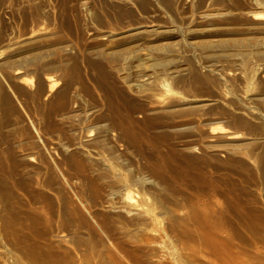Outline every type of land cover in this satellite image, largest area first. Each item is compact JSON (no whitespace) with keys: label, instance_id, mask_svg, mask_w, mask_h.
Here are the masks:
<instances>
[{"label":"rangeland","instance_id":"374dc122","mask_svg":"<svg viewBox=\"0 0 264 264\" xmlns=\"http://www.w3.org/2000/svg\"><path fill=\"white\" fill-rule=\"evenodd\" d=\"M252 7L264 13V0H0V264H217L207 249L221 234L264 264V55L253 42L264 46L253 33L264 21ZM147 22L165 27L111 39L105 57L91 48L103 31ZM205 34L254 38L209 58ZM35 45L51 50L20 55ZM136 51L180 52L177 75L157 76L169 98L197 103L155 111L128 84L135 66L127 79L113 68ZM244 56L249 67L234 62ZM214 126L239 137L223 142Z\"/></svg>","mask_w":264,"mask_h":264},{"label":"bare ground","instance_id":"6f19581e","mask_svg":"<svg viewBox=\"0 0 264 264\" xmlns=\"http://www.w3.org/2000/svg\"><path fill=\"white\" fill-rule=\"evenodd\" d=\"M121 1H124V0H121ZM215 12H217V11L215 10ZM215 12H213L212 10L202 12L200 15L201 22L199 25H201L203 27L211 26L213 23V17L215 15H217V13H215ZM225 13H226V11L224 12V14ZM245 13H247V15L250 16L249 18H251L252 20H254L256 22L257 21H262V22L264 21V13L261 10H259L258 8H255V7L249 8L247 10V12H245ZM256 25H259L260 27L257 26L258 29L255 28L257 30L253 29L255 31L253 33H263L264 34V22L260 23V24H256ZM164 27L165 26H162L161 24L148 23L147 22V23H140L138 25L130 26V27H128L124 30H120V31L106 30V31H103L97 35L99 37V38H97V41H96L97 43H94L95 45L94 46L92 45L93 47H91V48L99 56L103 57L106 54V51L108 49H110V47L108 46V43L110 42L111 39L119 40V43L120 44L122 43V45L124 46V43L130 42V41H126V39L131 37L132 35L154 34V33H157L158 31L161 32ZM168 30H169L168 32L170 33L171 37L178 36L177 32L173 28L168 27ZM190 30H191L190 35L195 36V35L191 34L193 29L190 28ZM208 35L207 34L204 35L205 38L203 41V44H205V46H206V47L204 46V48H206L207 50H205L204 48L203 49H204L205 56L209 57V58L226 57V56L232 54V50L229 49V47L239 46V45H243L245 43L249 44V43H251L250 41H252L254 38L253 36H252L253 38L248 37V36H243V37H223V38H219L217 40H212V39L208 38ZM253 42H254V45L256 46L254 49L255 53L256 54L258 53V56L264 55V46L262 45L263 42H262L261 38L254 39ZM216 44H218L219 46H222V48L223 47H225V48L224 49L221 48V50H219V51L213 50L212 47L215 46ZM128 47H126V48L120 47L121 49L118 47V48L114 49V51H112V53L114 54V56L115 55L117 56L116 58L121 57L124 55V53L126 51L128 52V50H130V46H128ZM16 50H17V48H16ZM48 50H51V49H49V46H36L35 45V47L31 46V48L29 47V49H26V50L23 49L20 52L21 53L20 55L24 56L26 58L28 57V59H32L34 61V60H39L44 53H47ZM114 56H113V58H114ZM179 56H180V52H178V51H175L172 55H159V56H153L150 52L136 51L134 53H130L127 56H124V62L121 65L120 64L113 65V68H115V70L116 69L118 70V72L120 73L122 78L127 79L131 75L132 67L135 66V73H136L138 79L135 81L134 84L132 82L128 81V84L131 85L130 87H132L133 85L141 87L140 95L146 97V99L147 98L151 99L152 103L157 102L158 103L157 105H160V106L158 107V109L154 108V110L156 109L155 111L161 110L165 113H173V112H176L178 110H181L182 108H184V106H187L188 104L194 105L197 103V100H194L191 98L189 99L186 97H180V98H176V99L169 98L168 95H166V93H164V92H167V93L171 92L172 87L169 88V84L167 83V81L164 79H159L157 76V74L160 70H165V69L169 70L170 74L172 76H176L178 71L183 67V64L181 63V61H173L175 58H177ZM234 62H237L239 64H243L245 67H249L251 65V59L248 56H246V57L244 56L243 58L236 57L234 59ZM16 73L19 74L21 72L16 71ZM26 80L28 82H32V79H26ZM46 81H47V85L49 86L50 90L57 83L56 82L57 80H56L54 75L47 76ZM155 92H162V93H161L160 97L156 98ZM77 111L78 110L76 109V110H73L72 112L76 113ZM213 129H219L218 131H220L222 134L221 138H222L223 142L233 141L239 137L238 134H236V133L226 132L224 130V128L221 126H217V127L214 126ZM101 133H102V131H101ZM103 137H104V135H103ZM209 144H211V143L209 142ZM131 198H132V196H131ZM218 231H217V233H218ZM220 232L222 233L221 229H220ZM223 233H224V231H223ZM221 235L219 236L220 239H218V237L216 238L217 240H215V238H214L215 241L211 239L212 242L214 241V244H212L211 240H209L210 238H212L209 236L208 240L211 242L210 243L211 245H210V247H208L209 245H205L209 248V249H207L208 250L207 252L210 255V258H212V261L213 260L216 261L217 264H248L251 262L252 258H250V256H248V254L245 252L246 249L244 247H242V248L240 247L241 249H238V250L235 249V251H232L231 249L230 250L227 249V247L229 248V246H230L228 236L226 234V235H223L221 237ZM208 240H207V242H208ZM256 247H258L260 249L259 245ZM262 250H264V249H262ZM257 251H258V249H257ZM260 251H261V249H260ZM260 254L261 253H259V255L256 254L257 255L256 258H259V260L261 259ZM254 260H258V259H254ZM255 262H257V261H255Z\"/></svg>","mask_w":264,"mask_h":264}]
</instances>
